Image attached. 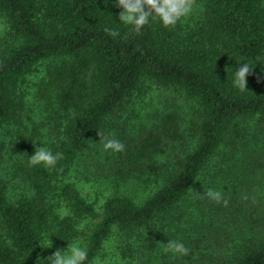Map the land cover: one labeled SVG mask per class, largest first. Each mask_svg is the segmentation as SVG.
Returning <instances> with one entry per match:
<instances>
[{
    "label": "trees",
    "instance_id": "trees-1",
    "mask_svg": "<svg viewBox=\"0 0 264 264\" xmlns=\"http://www.w3.org/2000/svg\"><path fill=\"white\" fill-rule=\"evenodd\" d=\"M115 4L0 0L15 41L0 52V264H47L87 230L84 264H94L115 229H146L150 251L169 240L182 242L187 255L210 246L203 264H264V193L253 188L264 185V89L233 85L240 63L252 75L264 68V0H196L174 28L150 20L139 33L119 21ZM37 65L45 73L33 94L51 102L50 117L70 118L49 145L63 154L53 168L27 161L22 118L33 110L26 89ZM145 79L179 92L138 114L141 128L127 133L123 152L108 151L114 192L97 211L65 178ZM132 177L153 193L138 201L118 191ZM218 185L226 207L204 195ZM167 252L159 264H187Z\"/></svg>",
    "mask_w": 264,
    "mask_h": 264
},
{
    "label": "rangeland",
    "instance_id": "rangeland-1",
    "mask_svg": "<svg viewBox=\"0 0 264 264\" xmlns=\"http://www.w3.org/2000/svg\"><path fill=\"white\" fill-rule=\"evenodd\" d=\"M13 40V38L9 39L8 37L6 23L0 19V52L2 53L6 51L8 47L12 46L15 43ZM17 43L19 44L20 41H16V44ZM36 71L37 72L32 75L33 77L31 78L30 87H27L26 89L29 92L27 94V99H29V104L33 110L26 115L24 114L22 118L24 133L26 135V137H24L29 147L27 161L28 157L34 154L36 147L44 146L50 149L49 145L53 143V141L54 143L56 142L60 132L63 131L67 121L70 119L69 118L66 122H63L62 117H58L59 119L50 117L52 111L51 102L50 105H47L44 101L33 94L36 89V84L45 73L44 65H37ZM246 79V86L250 85L251 82H254V85L264 89V68H259L254 75L249 74ZM178 92L179 91L175 90V88L165 89L163 86L158 85L156 81L145 79L140 88H138L133 94L131 103L123 105L116 113L108 116L105 119L104 124L101 126L100 131L104 132V134L110 138L119 140L123 142L124 145H128L125 144L124 137L132 130L137 131L142 125V120L138 114H146L147 110L151 109L153 105L158 108H163L161 100L169 93L177 95ZM183 98L187 101L188 106L191 104L194 106V102L192 99L190 100L186 94L183 95ZM59 122H62V125H58V129L56 128L57 130H55V125ZM99 140L100 137L98 134L92 137L87 144L88 146L84 148V152L70 165L71 171L67 175V178H65L77 185L82 195L87 199V202L95 204V209L97 211L114 192V181L110 176V168L107 167L106 163L108 151L103 149V144ZM157 160L162 161L163 155L159 156ZM216 160H214V162ZM151 177L154 179V176ZM219 178L223 179L224 183L227 185L232 180V177L228 175H219ZM144 184L146 186L148 182ZM140 185L141 184L138 183L137 179L132 177L127 182L123 183L118 188V191L129 194L138 201H142L148 195L153 193L152 190L154 186L151 190L148 189L147 191H144L143 187ZM152 185H154L153 182L151 183V186ZM255 187L258 194L262 189V193H264V185L261 187L257 185L253 186V188ZM155 188L157 191V185ZM222 190L223 189H220L218 185L217 191L221 192ZM237 199L238 201L242 200V198L239 197H237ZM252 204L253 203L249 200L247 206L250 205V208L252 207ZM226 229L228 228H225V230ZM87 232L89 234V230H87ZM87 235H79L75 243H78L79 246L86 249V241L84 239ZM147 237L148 231L146 229L137 231H119L115 229L113 234L103 244L100 253L94 260V264H146V261L148 260L151 261V264H159L161 259L160 256H162L161 252L166 251L167 243H162L163 245L161 248L159 246L158 252L156 249L150 251L148 249ZM212 244L214 248L211 253L214 254V251L219 247H215V242H212ZM206 246L207 245H200L197 250H194L192 254L187 256L174 254L171 251L167 252V255H176L179 262H185L187 264H203L204 262L202 259H204V254L208 253V249H204ZM201 252H203V254H201ZM150 253L152 254L149 255ZM186 257H188L189 260H187ZM218 257L219 254L217 253L216 258ZM168 263L172 264L171 261Z\"/></svg>",
    "mask_w": 264,
    "mask_h": 264
},
{
    "label": "clouds",
    "instance_id": "clouds-1",
    "mask_svg": "<svg viewBox=\"0 0 264 264\" xmlns=\"http://www.w3.org/2000/svg\"><path fill=\"white\" fill-rule=\"evenodd\" d=\"M115 6L122 9L119 13V21L132 26L133 31L139 33L150 20L161 22L165 28H174L182 18L193 12L196 0H116ZM105 31L113 37L119 35L117 31L111 29L106 28ZM239 65L234 72L233 85L243 92L247 89L246 77L251 73L253 67L248 63ZM98 136L105 151L123 152L125 150L123 142L110 138L100 130ZM62 158L63 154L60 152L53 153L44 146L36 147L34 154L28 157V164L30 167L43 165L46 168H53ZM204 195L217 204L223 202L225 207L228 205V201L224 199L220 191L208 189ZM166 250L179 255H187L189 252L182 242L174 240H169ZM86 259V249L74 242L68 245L66 250L57 249L48 256L47 264H84Z\"/></svg>",
    "mask_w": 264,
    "mask_h": 264
}]
</instances>
